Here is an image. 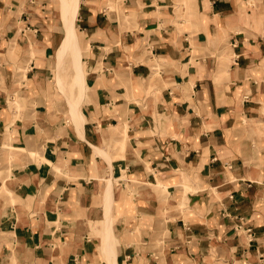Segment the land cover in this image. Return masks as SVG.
Segmentation results:
<instances>
[{"label": "crops", "instance_id": "0c3cea01", "mask_svg": "<svg viewBox=\"0 0 264 264\" xmlns=\"http://www.w3.org/2000/svg\"><path fill=\"white\" fill-rule=\"evenodd\" d=\"M60 11L0 0V264H264V0H79V132Z\"/></svg>", "mask_w": 264, "mask_h": 264}, {"label": "rangeland", "instance_id": "374dc122", "mask_svg": "<svg viewBox=\"0 0 264 264\" xmlns=\"http://www.w3.org/2000/svg\"><path fill=\"white\" fill-rule=\"evenodd\" d=\"M60 1H61V5H62V0H60ZM69 1H70V4H71L72 0H69ZM181 2H182V4L185 5V4L189 3V0H181ZM60 17H61V22H62V29H63V32H64L63 18L65 16L63 15L62 8H61V11H60ZM79 61L81 63L80 64V70L82 72V74H80V75H78V73H77L78 69L75 66V60L73 59V57L70 54L66 55V57L63 60V63L61 64V66H60V68L58 70V66H57V62L58 61H57V54H56L55 67H56L57 73L54 75L53 80H54V85L55 86L57 85V88L59 89V93H60V95L62 97H65L66 99H69V103L73 102V101H79V99H81V101H80V105H81L82 102H83V97H84V86H85V75H86V70H85V67H84V63L81 60V53H80V56H79ZM61 71L62 72L66 71V74L62 76L60 74ZM81 89H83V90H82V93L80 94V90ZM74 96L78 97V98H76L77 100H74ZM67 97H69V98H67ZM67 102H68V100H67ZM8 104L11 107L14 106L15 110L17 108V110L20 111V109H18L19 102L17 101V98L15 97V95L9 97ZM79 108H80V106H79ZM69 110H70V107L68 109V113L65 115L64 121L67 122V124L68 123L71 124L73 122L75 127H76V129L79 132L80 128H82V127L78 126L77 122L73 119V117L71 115V110L70 111ZM114 148L117 149L118 152L122 153V151H124V148H125L124 142L117 143V145L115 144ZM9 155H10V157L14 156L12 151L10 152ZM43 160H44L43 156L41 157V156H39V154H33L32 152H30V154L27 155L26 163L29 166V164L32 163V162H42ZM45 163H46V161H45Z\"/></svg>", "mask_w": 264, "mask_h": 264}, {"label": "bare ground", "instance_id": "6f19581e", "mask_svg": "<svg viewBox=\"0 0 264 264\" xmlns=\"http://www.w3.org/2000/svg\"><path fill=\"white\" fill-rule=\"evenodd\" d=\"M78 5H79V0H72V3L70 4V1L69 0H62V5H61V8H62V11H63V15L65 16L63 18V23H64V39L63 41L61 42L59 48L57 49V66H58V70L61 66V64L63 63V60L64 58L66 57L67 54H70L73 59L75 60V66L77 67L78 69V75L82 74L81 70H80V61H79V56H80V49H79V46H78V36H77V32H76V29H75V20H76V15H77V10H78ZM78 17V16H77ZM29 50V49H28ZM33 51V50H32ZM34 53V52H33ZM154 58V57H153ZM155 60V59H154ZM153 61V60H152ZM152 63V62H151ZM82 90H80V94L82 93ZM68 98V97H67ZM78 98V97H77ZM74 100H77V99H74ZM17 104V103H16ZM15 104V105H16ZM69 106H70V110H71V115L73 117V119L77 122L78 126L79 127H82L83 125V117L81 115V112L79 110V106H80V102L79 101H73V102H70L68 103ZM17 107V106H16ZM20 106H18V109ZM17 110V108H16ZM29 110V109H28ZM69 110V111H70ZM20 112V111H18ZM27 113V112H26ZM19 115V114H18ZM25 115H28L25 114ZM31 114L29 113L28 116H30ZM31 117V116H30ZM127 123V122H126ZM126 127V126H125ZM125 131V130H124ZM117 143H122V142H116V145ZM115 145V144H114ZM98 150V149H97ZM103 153V151L101 152ZM106 154V153H104ZM106 156V155H105ZM107 157H109L107 155ZM108 159V158H107ZM111 159V158H109ZM108 159V160H109ZM111 163V161H110ZM111 167V166H110ZM10 173V172H9ZM9 175V174H8ZM111 179V178H110ZM108 180V179H107ZM111 181V180H110ZM109 181V183H110ZM108 183V184H109ZM108 188H110V186H108ZM107 189V187H106ZM109 190V189H108ZM2 192V191H1ZM5 192V191H4ZM112 192V191H111ZM109 191H107L106 193V199L108 200V198H110V193ZM12 198V196H11ZM13 200V199H12ZM105 200V199H104ZM111 200V199H110ZM106 201V200H105ZM106 203V202H105ZM109 204V203H108ZM14 205V204H13ZM105 205V204H104ZM111 206V204H110ZM110 206L108 208H110ZM13 209V208H12ZM108 211V210H107ZM106 212V211H105ZM104 212V213H105ZM107 213V212H106ZM37 215V214H36ZM38 216V215H37ZM106 217V216H105ZM31 225V224H30ZM59 228V227H58ZM111 228V227H110ZM35 229V228H34ZM40 230V229H39ZM39 230H37L39 232ZM42 230V229H41ZM44 230V229H43ZM114 237V236H113ZM40 238V237H39ZM112 238V237H111ZM116 238V237H115ZM104 239V238H103ZM6 240V239H5ZM114 240V239H112ZM111 243V242H110ZM162 243V242H161ZM103 245V244H102ZM113 245V243H112ZM114 246V245H113ZM118 250V249H117ZM116 250V251H117ZM49 252V251H48ZM47 252V253H48ZM112 251H108V252H105L106 253V259H107V262L108 264H111L110 262L112 261V256H115V255H112L111 253ZM114 253V252H113ZM119 254V253H118ZM61 259V258H60ZM59 259V260H60ZM68 260V259H67ZM115 263V261H114Z\"/></svg>", "mask_w": 264, "mask_h": 264}]
</instances>
